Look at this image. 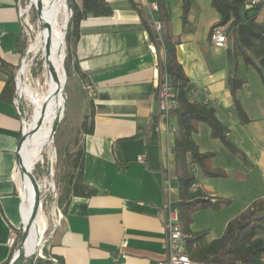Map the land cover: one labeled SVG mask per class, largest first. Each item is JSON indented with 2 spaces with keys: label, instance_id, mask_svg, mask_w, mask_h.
I'll return each instance as SVG.
<instances>
[{
  "label": "crops",
  "instance_id": "obj_1",
  "mask_svg": "<svg viewBox=\"0 0 264 264\" xmlns=\"http://www.w3.org/2000/svg\"><path fill=\"white\" fill-rule=\"evenodd\" d=\"M106 1L113 9L111 16L89 14L81 21L69 70L76 105L68 129L77 132L85 150L84 182L99 193L70 197L46 241V250L53 256L52 264H167V233L160 210L164 205L174 207L179 198L172 153L178 122L173 115L157 112L154 81L165 53L160 34L156 40L153 30L158 11L150 4L156 0ZM255 1L263 2L259 20L264 0ZM162 2L171 18L177 58L191 82L190 99L215 109L227 136L247 158L244 163L231 153L211 135L207 123H201L193 135L201 152H215L213 166L227 172L225 178L206 177L189 158L197 189L203 188L210 196L234 198L227 207L208 210L219 215L216 231L212 229L207 236L211 241L237 216L232 212L238 202L236 184L252 183L256 192L244 200L240 213L264 196V84L252 66L239 61L238 75L245 83L237 98L249 118L242 123L228 84L226 46L210 39V28L219 19L210 0H191L187 23L182 20V0ZM18 3L0 0V95L9 69L3 63L15 70L21 59ZM85 119L88 125L93 121L92 133L84 131ZM21 139V120L13 103H1L0 264L11 262V235L16 239V230H23L30 218L22 197L24 179L17 155ZM139 155L145 156L146 163L138 161ZM237 173L245 177L239 178ZM30 191L28 188L27 193ZM43 227L37 218L26 252L34 251L35 242L40 250Z\"/></svg>",
  "mask_w": 264,
  "mask_h": 264
},
{
  "label": "trees",
  "instance_id": "obj_2",
  "mask_svg": "<svg viewBox=\"0 0 264 264\" xmlns=\"http://www.w3.org/2000/svg\"><path fill=\"white\" fill-rule=\"evenodd\" d=\"M69 1V0H68ZM211 6L217 11L219 19L210 28L211 34L215 28L225 27L227 32L226 52L229 61L228 84L235 110L241 122L248 123L249 118L240 100L237 91L245 81L238 75L239 61L252 66L259 74L264 84V21L258 20L263 2L252 4V0H210ZM69 3V2H68ZM158 5V21L161 25L160 38L165 53L164 67L169 75L179 107L171 112L176 117L178 128L175 132V141L172 147L175 169L174 176L179 183V198L174 208L178 211L181 229L184 235V247L187 254L196 264H264V196L255 199L246 209L232 218L226 225L224 232L218 238L207 240L208 231H193L196 212L204 209L218 211L233 203V198L208 195L203 188L191 190L197 177L192 172L191 161H194L209 178H225L224 169L215 168L212 159L215 152H201L193 135L201 123H207L211 128V135L220 139L231 153L239 157L244 163L247 158L244 152L227 136V128L219 121L215 109L190 99V80L182 64L177 58L175 36L172 31V22L162 0H156ZM74 15L66 30V53L68 60L75 53V46L80 38V24L89 14L96 17L111 16L113 9L106 0H71ZM183 23H187L191 10V0H182ZM146 25V22L144 21ZM18 48L21 55L26 51V40L20 35ZM3 68H9L5 86L0 95L1 103H11L15 90L14 69L3 63ZM93 116V112L91 113ZM88 119V118H87ZM84 131L93 132V121L88 125L83 123ZM85 150L82 147L73 158L74 173L68 175V192L66 206L70 197H90L99 190L86 184L83 177ZM42 165L36 164L34 170L41 172ZM237 177H245L237 173ZM52 200V196L49 197ZM22 230H16V239L13 244V255L22 240ZM46 259L39 256V250H34L23 264H52L49 252L43 248ZM11 261V260H10ZM9 261V262H10Z\"/></svg>",
  "mask_w": 264,
  "mask_h": 264
},
{
  "label": "rangeland",
  "instance_id": "obj_3",
  "mask_svg": "<svg viewBox=\"0 0 264 264\" xmlns=\"http://www.w3.org/2000/svg\"><path fill=\"white\" fill-rule=\"evenodd\" d=\"M80 0H77L79 4ZM30 0L24 1V6H28ZM65 9H59L58 11H52L51 17L54 22L55 19L61 14L60 23H61V35L60 44L63 47L64 55L61 56V68L58 70L60 79L54 82L55 87L52 90V84L49 81V68H48V57L51 53L46 51L47 47V38L49 37V30L47 28H43L42 16L44 12V7H42V11L40 13V20L39 15L36 10L35 6H32V9L29 11L28 15V23H29V43L28 47L32 45V50L29 54L28 60L29 61V69L25 75V86L23 83H20L23 93L27 96L25 99L24 109L26 110L27 114L29 115V120L32 121L34 115L35 105L30 99L27 94H33L37 99H43L46 97L49 89L52 90V98L50 102V108L54 111V118L57 113V103L55 97L56 88L61 90L62 98V112L60 115V122L58 124L56 133L52 135V129H50L52 121L45 120L42 122V125L37 130L36 137L43 135L44 139L42 140L46 145L42 152V159L37 162L38 164L42 165L41 172L33 170V175L36 179H40V183L43 189L42 198L48 197L49 194L55 198L50 200L49 198H44V200L40 203L39 206V213L42 219L43 233H42V244L41 247L46 249V241L49 239L54 227L56 226V220L59 216V211H64L65 203H66V195L68 192V175L74 173L73 170V158L74 155L82 148L80 145L79 135L76 131L70 132L69 131V120L71 119V115L75 108V102L73 98V90H72V82H71V73L70 69L73 65V58H67L66 53V30L68 28L69 22L71 21L74 10L71 6V0L68 1ZM37 5V0H35ZM70 7V8H69ZM62 8H63V0H62ZM69 9H71L72 15L70 14ZM46 10V9H45ZM264 19V13L259 18V21ZM48 30V31H47ZM53 49V48H52ZM54 51V49H53ZM14 73V84H15V72ZM65 77H64V74ZM65 78V83L63 84V80ZM61 81V82H60ZM65 86V88H64ZM87 89V88H86ZM88 90V89H87ZM15 92V90H14ZM14 96V93H13ZM66 101H67V108H66ZM39 106L41 109L46 107V103L38 100ZM48 103V101H47ZM59 105V100H58ZM54 124V122H53ZM52 124V125H53ZM248 146V145H247ZM36 163V164H37ZM200 170V169H199ZM50 173V175H49ZM252 183L249 182H241L234 186L235 190V197L238 198V202L233 207L234 213H240L241 207L244 205V200L249 196L253 197L254 193L252 189ZM32 187L33 184H32ZM31 189V187H30ZM51 192V193H50ZM234 199V198H233ZM55 201V202H54ZM209 209L200 210L195 213H198L197 216L194 215V223L192 228L194 231H208L211 235L213 230L216 231V222L215 219L218 218L219 215L214 216V214ZM213 229V230H212ZM208 234V235H209ZM32 234H30L31 236ZM43 245V246H42ZM44 255V253H42ZM45 256V255H44Z\"/></svg>",
  "mask_w": 264,
  "mask_h": 264
},
{
  "label": "built area",
  "instance_id": "obj_4",
  "mask_svg": "<svg viewBox=\"0 0 264 264\" xmlns=\"http://www.w3.org/2000/svg\"><path fill=\"white\" fill-rule=\"evenodd\" d=\"M25 0H19V18L22 26V33L26 40V44L29 43V23H28V15L29 10L32 9L31 0L28 3V6H24ZM256 1L252 0V4H255ZM36 7V6H35ZM150 7L153 11H158V5L156 2L150 4ZM70 14L72 15L71 9H69ZM153 30L156 34V40H159V34L161 30V25L158 20L152 22ZM211 41L218 46H226L227 44V32L225 27L215 28L211 34ZM32 50V45L30 47H26V51L24 55H21V59L19 65L15 69V92L12 99V103L16 109L17 114L20 117L21 125H22V137L26 135L27 126L30 124L29 115L24 109L26 95L23 94L19 87V82H25V75L28 71L29 61L28 57ZM165 61H161L157 67V77L154 81L155 92H156V103H157V112L159 114L171 115V112L179 107V101L176 99L173 88L170 84L169 75L164 67ZM177 129H174L173 132H176ZM42 159V156H41ZM138 161L140 163H146V158L143 155L138 156ZM50 175V173H49ZM40 189V197L41 202L44 198H49L52 194H49L48 197L42 198V194L44 191L42 189L40 179H37ZM197 189L196 183H193L191 186V190L195 191ZM51 193V192H50ZM53 199H55L52 196ZM52 199V200H53ZM55 202V201H54ZM59 217L62 216V212L58 208ZM160 218L163 220L165 229H166V244H167V264H196L190 256L187 254V251L184 247V235L181 229V224L179 220L178 211L170 205H164L160 210ZM59 220H56V225H58ZM15 234L11 235V242L14 243ZM43 246V245H42ZM43 247L39 250V256L46 259V257L42 254Z\"/></svg>",
  "mask_w": 264,
  "mask_h": 264
},
{
  "label": "bare ground",
  "instance_id": "obj_5",
  "mask_svg": "<svg viewBox=\"0 0 264 264\" xmlns=\"http://www.w3.org/2000/svg\"><path fill=\"white\" fill-rule=\"evenodd\" d=\"M37 2L41 3L42 7L45 6L43 15H41V16H42L43 28H47L49 30V37L47 38V46L50 47L51 53L48 57V68H49L48 70H49V81L52 84L51 87L53 90L55 88V87H53L54 82L60 79L58 70H60V68H61V58L60 57L64 55V50H63V47L61 45H59L60 41H61L60 38L62 37V35H61V23L59 20L62 16L60 14L58 16V18L55 19L53 22L50 14L52 11L54 12V11H58L59 9H61V10L65 9L66 5L68 4V0H63V8H62V0H37ZM31 5L36 6L35 0H31ZM52 48L54 49V51ZM62 68H61V70H62ZM64 77H65V74H64ZM64 83H65V80H64ZM23 85L25 86L24 83H23ZM19 87H20L21 92L23 93L20 85H19ZM61 88H62V86H61ZM52 90L50 88L48 93L46 94V97L45 98L43 97V99H37L33 94H27L30 97V99L32 100V102L34 103L35 109H34L33 119L30 122L29 126H27V129H26V140L23 144L20 157H21L22 166L27 170V173H25V175L23 177V179H24V190L22 193L23 194L22 197H23L24 202H25V208H26V210H28L30 215H31V212H32V209L34 206V202H35V193H34V188L32 187V181L29 177L28 172L33 173L35 165L40 160V158L42 156L43 149L46 145L42 141L44 139L43 135L36 137L37 130L39 129V127H36V126H37V123L39 122L40 119H43V121L49 120V122L52 121L53 119L55 121L56 118L60 119V115L62 112V102H61L62 94L60 93L61 90H59V88L58 89L56 88L55 97H56V103H57L58 109H57L56 116L54 118V111L51 110V108H50L51 106H50V102H49L52 98ZM38 100L40 101V103L45 102L46 107L41 109L39 106ZM58 100H59V105H58ZM47 101H48V103H47ZM53 122H52V124H53ZM52 124H51L50 129H52V126H53ZM30 187H31V191L27 193L28 188H30ZM30 209H31V212H30ZM37 218L39 220L41 219L40 213H38ZM31 230H32V228H31ZM30 234H31V231H30L28 239L25 243V250L27 249V245L31 239ZM37 247H38V244L35 242L31 248V251L35 250ZM36 250H38V249H36Z\"/></svg>",
  "mask_w": 264,
  "mask_h": 264
},
{
  "label": "water",
  "instance_id": "obj_6",
  "mask_svg": "<svg viewBox=\"0 0 264 264\" xmlns=\"http://www.w3.org/2000/svg\"><path fill=\"white\" fill-rule=\"evenodd\" d=\"M68 6H69V4H68ZM36 10L38 12L39 20H40V13L42 11L41 3H37ZM46 51L50 52L49 46H47ZM42 122H43V119H40L39 122L37 123L36 127H40L42 125ZM59 122H60V119L56 118L54 121V124L52 126V132H51L52 135H54L56 133ZM25 140H26V135H24L22 137V139L19 143L18 149H17V155L19 157V170H20L22 177H24L25 173H27V170L22 166L21 157H20L22 147H23ZM28 173H29V177L32 181V184L34 186L35 202H34V206H33L30 218H29L28 222L24 225V228L22 230L23 234H22V240H21V243L19 245V248L17 249L15 255L13 256V258L9 264H23L26 261V259L30 256V254L28 252H26V250H25V243L28 239L31 228L34 225V223L37 219L38 213H39V206L41 203L39 184L37 182V179L33 175V173H31V172H28Z\"/></svg>",
  "mask_w": 264,
  "mask_h": 264
}]
</instances>
